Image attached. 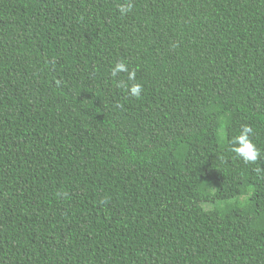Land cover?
Wrapping results in <instances>:
<instances>
[{
    "label": "trees",
    "instance_id": "obj_1",
    "mask_svg": "<svg viewBox=\"0 0 264 264\" xmlns=\"http://www.w3.org/2000/svg\"><path fill=\"white\" fill-rule=\"evenodd\" d=\"M257 166L264 0H0V264H264Z\"/></svg>",
    "mask_w": 264,
    "mask_h": 264
},
{
    "label": "clouds",
    "instance_id": "obj_2",
    "mask_svg": "<svg viewBox=\"0 0 264 264\" xmlns=\"http://www.w3.org/2000/svg\"><path fill=\"white\" fill-rule=\"evenodd\" d=\"M120 14L127 15L131 12V4H121L118 8ZM121 73H127V81L131 83H125L124 81H118V87H126L129 95L135 98H139L142 92V85L135 82L136 71L130 70L124 62H117L111 68L110 75L116 78ZM253 135V129L251 126L244 124L241 126L239 133L234 135L229 140V150L243 161L244 164H256L261 158V150L252 142L250 137ZM254 171L258 175H264V168L257 166ZM66 195V193L64 194Z\"/></svg>",
    "mask_w": 264,
    "mask_h": 264
}]
</instances>
